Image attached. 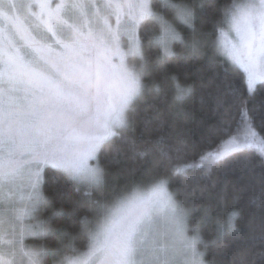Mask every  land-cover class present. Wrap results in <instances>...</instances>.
<instances>
[{"label":"snow or ice","instance_id":"6c2138e0","mask_svg":"<svg viewBox=\"0 0 264 264\" xmlns=\"http://www.w3.org/2000/svg\"><path fill=\"white\" fill-rule=\"evenodd\" d=\"M169 10L195 31L196 14L185 0H0V264H41L46 256H63L58 264H206L199 231L188 235V212L164 177L110 199H90L92 219L80 222L82 248L70 238L71 254L25 243L45 233V221L31 223L47 200L45 168L76 185L102 186L104 145L130 127L128 114L149 84L161 92V82L145 78L153 64L175 55L174 43H184ZM146 20L158 29L154 58L141 33ZM214 34L212 47L242 73L253 94L264 85V0H227ZM129 58L138 62L129 66ZM171 79L174 100L181 102L191 89ZM240 99L235 122L225 124L198 159H177V173L210 172L249 151L264 159V122L258 130ZM238 214L228 215L229 229H236Z\"/></svg>","mask_w":264,"mask_h":264},{"label":"trees","instance_id":"16d2710c","mask_svg":"<svg viewBox=\"0 0 264 264\" xmlns=\"http://www.w3.org/2000/svg\"><path fill=\"white\" fill-rule=\"evenodd\" d=\"M159 0H153L158 3ZM195 11V31L173 19L184 43L172 45L175 55L159 65L153 64L146 80L162 83L154 93L151 84L129 112L130 127L108 141L99 154L103 185L84 195L58 170L46 168L42 189L47 198L40 210L45 233L26 238V245L36 251L60 248L71 254L70 238L82 248L81 220L90 215V199L111 198L113 192H130L147 182L164 177L168 189L183 202L188 212L189 231L198 229L200 251L206 264H264V159L255 152H243L212 170H190L185 175L175 171L177 159H198L204 148L219 138L225 124L238 118L241 99L247 103L254 123L264 122V85L248 94L243 75L212 47L214 24L227 0H185ZM157 25L146 20L141 33L144 47L153 58L159 49L152 45ZM205 34H209L205 36ZM202 43L189 48L194 41ZM130 64L137 63L129 58ZM173 76L191 91L181 102L174 100ZM167 152L168 155H163ZM79 189V190H78ZM236 210V229L227 227L228 215ZM207 222H202L204 216ZM224 225L221 233L219 226ZM63 256L43 257L42 264H58Z\"/></svg>","mask_w":264,"mask_h":264},{"label":"rangeland","instance_id":"374dc122","mask_svg":"<svg viewBox=\"0 0 264 264\" xmlns=\"http://www.w3.org/2000/svg\"><path fill=\"white\" fill-rule=\"evenodd\" d=\"M128 64H129V66H131V64H130V62H129V60H128ZM88 163H89V165H94L95 164V161H93V160H89L88 161ZM99 167L101 168V166H100V164H99ZM46 169V168H45ZM102 169V168H101ZM45 171V170H44ZM43 179H44V172H43ZM83 187H84V189L86 190V191H90V192H93L95 189H89V188H87L84 184H81ZM169 190V189H168ZM170 191V190H169ZM171 192V191H170ZM20 206H22V205H20ZM38 221H41V215H40V212L37 214V216L31 221V223H33V224H36ZM27 222V221H26ZM189 235V234H188ZM42 264V263H41Z\"/></svg>","mask_w":264,"mask_h":264}]
</instances>
